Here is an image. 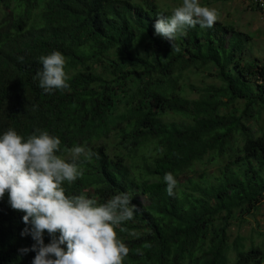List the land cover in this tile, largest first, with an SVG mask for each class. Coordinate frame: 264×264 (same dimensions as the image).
I'll return each instance as SVG.
<instances>
[{"label":"trees","instance_id":"obj_1","mask_svg":"<svg viewBox=\"0 0 264 264\" xmlns=\"http://www.w3.org/2000/svg\"><path fill=\"white\" fill-rule=\"evenodd\" d=\"M175 7L0 0V135L11 128L26 140L46 130L61 140L57 155L67 161L73 146L95 153L82 156V176L62 186L98 205L126 192L141 209L115 228L129 248L123 264H229L231 249L235 264H264L262 249L231 247L227 233L264 205V133L249 126L264 113V64L245 59V36L219 21L178 34L180 51H172L154 24ZM54 51L65 57L69 87L45 94L33 77L39 57ZM188 74L211 81L187 83ZM237 104L239 114L230 113ZM148 143L157 152L149 161L125 165L110 155ZM197 165L204 169L194 177ZM166 173L177 181L172 196ZM23 215L5 193L0 264H32L35 252L18 251L34 244L21 236ZM43 239L47 245L51 237Z\"/></svg>","mask_w":264,"mask_h":264},{"label":"clouds","instance_id":"obj_2","mask_svg":"<svg viewBox=\"0 0 264 264\" xmlns=\"http://www.w3.org/2000/svg\"><path fill=\"white\" fill-rule=\"evenodd\" d=\"M217 19L216 9L201 6L199 0H182L171 15H158L155 35L169 41L172 51L179 52L174 43L178 34L197 25L211 28ZM39 61L42 70L33 79L38 80L45 94L69 87L65 57L59 51L42 55ZM60 145L58 137L40 129L26 140L11 128L0 135V200L8 193L11 209L24 213L26 227L21 236H31L34 241L31 248L19 249L20 255L35 252L32 264H123L129 248L117 238L115 228L132 220L141 209L132 204L126 192L99 205L84 195L67 196L62 185L82 176L80 158L90 160L95 153L73 146L68 150L71 160L67 161L57 155ZM163 179L167 194L174 195L177 181L173 174L166 173ZM45 232L51 237L47 245Z\"/></svg>","mask_w":264,"mask_h":264},{"label":"rangeland","instance_id":"obj_3","mask_svg":"<svg viewBox=\"0 0 264 264\" xmlns=\"http://www.w3.org/2000/svg\"><path fill=\"white\" fill-rule=\"evenodd\" d=\"M256 0H199L201 6L214 8L218 12L217 21L231 25L236 31L242 33L245 37L243 54L249 61H257L264 64V14L257 9ZM163 9L170 10L175 6L182 5V0H155ZM210 82V78L203 79L202 76L188 74L187 83L199 85L201 81ZM241 106L237 104L229 112L238 115ZM249 126L257 133H264V113L261 114L257 122L250 121ZM110 155L119 159L125 165H131L136 162L149 161L156 157L155 147L148 143L141 146H135L131 150H122L113 152ZM203 167L197 165L193 169L192 175L197 177ZM215 166H210L206 170L211 172ZM229 243L232 247L234 243H240L244 250L252 246H257L264 251V205L260 206L250 215L242 216L241 220L236 219L231 222L227 229ZM235 254L230 250L229 264H235Z\"/></svg>","mask_w":264,"mask_h":264},{"label":"built area","instance_id":"obj_4","mask_svg":"<svg viewBox=\"0 0 264 264\" xmlns=\"http://www.w3.org/2000/svg\"><path fill=\"white\" fill-rule=\"evenodd\" d=\"M256 6L264 14V0H256ZM259 83H264V80H260Z\"/></svg>","mask_w":264,"mask_h":264}]
</instances>
